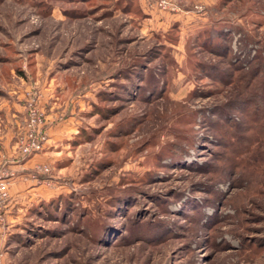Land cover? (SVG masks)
Masks as SVG:
<instances>
[{
    "label": "rangeland",
    "instance_id": "1",
    "mask_svg": "<svg viewBox=\"0 0 264 264\" xmlns=\"http://www.w3.org/2000/svg\"><path fill=\"white\" fill-rule=\"evenodd\" d=\"M176 1L0 0V122L20 158L31 104L58 138L24 158L49 153L42 189L13 171L0 264H264V123L239 103L264 0Z\"/></svg>",
    "mask_w": 264,
    "mask_h": 264
},
{
    "label": "built area",
    "instance_id": "2",
    "mask_svg": "<svg viewBox=\"0 0 264 264\" xmlns=\"http://www.w3.org/2000/svg\"><path fill=\"white\" fill-rule=\"evenodd\" d=\"M147 2L152 9L167 14L179 15L183 12L176 0H147ZM196 9L202 11L203 7H197ZM42 117L43 115L41 112L31 104L26 128L17 138L18 148L23 158H29V156L39 154L43 152L46 147L47 136L42 131ZM40 167L41 171L48 172L47 167L39 166V168ZM15 177L13 171L7 169L0 171V207L6 206L7 203L10 202V187Z\"/></svg>",
    "mask_w": 264,
    "mask_h": 264
},
{
    "label": "crops",
    "instance_id": "3",
    "mask_svg": "<svg viewBox=\"0 0 264 264\" xmlns=\"http://www.w3.org/2000/svg\"><path fill=\"white\" fill-rule=\"evenodd\" d=\"M23 101H24L23 103H25L23 106L24 108L15 103L16 104V106H14L15 112H19L20 114L25 112V105L27 104L26 99H25V94H23ZM12 116L13 117L15 116L13 111H12ZM24 118H25V114H24ZM54 120H56V119L55 118L52 119L50 126H52V123L54 122ZM48 124H49V122H48ZM55 130L56 129H53V127H51L49 129V135L51 136V139L48 141V144L46 145L47 150H51V147H53L52 143L54 141H56V139H58V138H54V139L52 138L53 134L56 133ZM14 138H15V124H14V122H12L11 125L6 124V123L3 124V122H0V169L3 168L4 166H6L9 169H11L12 171L16 172L17 175L21 177L19 179L17 178V181L21 182V184L23 186L28 184L27 187L33 186V188H34L33 190L42 189L43 186H39L40 184H42L41 181L38 182V180H34L31 182H26L24 180L26 178L25 173L29 172L30 171L29 169H33L37 165L48 164L49 163V161H48L49 160V156H48L49 153L46 152L43 155L40 154V155L30 159V160L20 158V156L18 155L17 149L15 147ZM15 182L11 185L12 188H13V186L17 185ZM38 183H40V184H38Z\"/></svg>",
    "mask_w": 264,
    "mask_h": 264
},
{
    "label": "trees",
    "instance_id": "4",
    "mask_svg": "<svg viewBox=\"0 0 264 264\" xmlns=\"http://www.w3.org/2000/svg\"><path fill=\"white\" fill-rule=\"evenodd\" d=\"M215 48H222V50H226L227 49V46H214ZM220 48V50H221ZM214 50V49H212ZM260 55L258 57L255 58V60L259 59V62L257 64H255V68L252 69V72H251V75L248 77V80H247V84L246 86H252V81H254V79L256 78H259L262 74H264V64L262 63V61H260ZM256 60V61H257ZM263 84L261 85V88L259 87L258 89L256 90H253V93H245V95H247V97H245V99H243L242 101L243 102H239L241 105L249 108V109H252L257 111L254 113H250V117L254 119V122L255 123H264V115L263 116H260L258 111L260 110H263L264 111V81L262 80ZM246 111V110H244ZM242 110V112H244ZM248 115V114H247Z\"/></svg>",
    "mask_w": 264,
    "mask_h": 264
}]
</instances>
